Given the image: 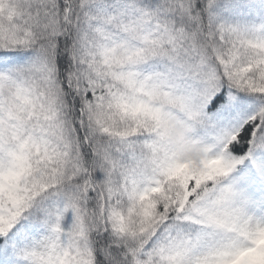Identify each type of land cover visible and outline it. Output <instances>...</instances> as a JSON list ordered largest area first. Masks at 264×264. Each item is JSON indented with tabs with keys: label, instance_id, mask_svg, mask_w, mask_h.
I'll return each mask as SVG.
<instances>
[{
	"label": "snow or ice",
	"instance_id": "snow-or-ice-1",
	"mask_svg": "<svg viewBox=\"0 0 264 264\" xmlns=\"http://www.w3.org/2000/svg\"><path fill=\"white\" fill-rule=\"evenodd\" d=\"M0 264H264V0H0Z\"/></svg>",
	"mask_w": 264,
	"mask_h": 264
}]
</instances>
